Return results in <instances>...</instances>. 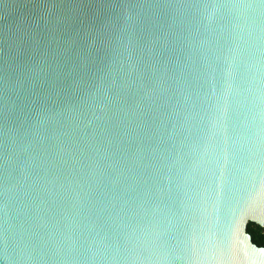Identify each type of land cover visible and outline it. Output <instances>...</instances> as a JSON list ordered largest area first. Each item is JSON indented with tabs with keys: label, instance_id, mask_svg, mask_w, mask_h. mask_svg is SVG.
I'll use <instances>...</instances> for the list:
<instances>
[{
	"label": "water",
	"instance_id": "1",
	"mask_svg": "<svg viewBox=\"0 0 264 264\" xmlns=\"http://www.w3.org/2000/svg\"><path fill=\"white\" fill-rule=\"evenodd\" d=\"M264 0H0V264H264Z\"/></svg>",
	"mask_w": 264,
	"mask_h": 264
},
{
	"label": "trees",
	"instance_id": "2",
	"mask_svg": "<svg viewBox=\"0 0 264 264\" xmlns=\"http://www.w3.org/2000/svg\"><path fill=\"white\" fill-rule=\"evenodd\" d=\"M249 234L252 236L254 244L264 247V229L257 225L250 224L248 228Z\"/></svg>",
	"mask_w": 264,
	"mask_h": 264
}]
</instances>
